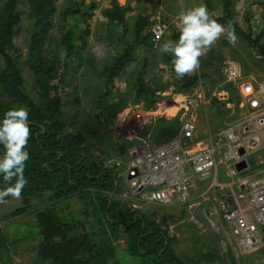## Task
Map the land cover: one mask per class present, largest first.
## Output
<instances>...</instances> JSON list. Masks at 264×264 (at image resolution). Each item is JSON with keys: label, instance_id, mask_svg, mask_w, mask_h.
<instances>
[{"label": "rangeland", "instance_id": "obj_1", "mask_svg": "<svg viewBox=\"0 0 264 264\" xmlns=\"http://www.w3.org/2000/svg\"><path fill=\"white\" fill-rule=\"evenodd\" d=\"M7 1L9 0H4L2 3L4 4ZM55 1L56 13L52 19L53 24L48 34L50 43H48L47 47L50 50L56 49L60 44V28L63 20L67 21V26L77 25L76 22L71 20V17L63 18L62 16L71 1ZM117 1L122 7L129 6L131 9L126 15L129 31L128 36H125L124 39L121 38L124 31L122 26L110 23L104 15L105 10L112 7L113 0H78L85 10L82 22L76 27L80 38L82 36L81 40H79V45L82 47L84 45L81 57L82 60L86 59V62L92 59L96 66L93 64L89 67L87 63H83L84 66L78 69L79 64L75 62V68L70 73L71 80L61 92L62 100L65 104V109L62 110L64 119L69 124L72 123L71 125L76 126L80 132L88 135L87 140L93 146L92 154L95 158L105 159L109 165H112L113 160L116 158L124 160L128 155L129 142L131 141L126 140L125 135H131V131L132 134L134 131L136 132V127L141 128L144 124V119L149 113L156 114L159 111H163L164 107L178 110L182 106L183 100L181 99L189 95L192 100L195 101L196 99L193 114L197 117L199 123L198 136L202 140L207 138L209 134L218 133L225 123H231L243 117L244 113L240 111L239 104L238 107L235 104L228 103L226 106L223 105L231 97V93L225 89L228 83L224 82L223 78L220 79L223 68L228 62H236L240 64L243 73L246 75H252L264 80V60L254 44L250 43L235 29H228L224 25L225 32L199 58V67L193 72L187 73L189 78L198 77L197 86H187L182 80L183 77L177 78L173 70V64L168 65L165 62L166 54L160 51L157 52V50H153V52L146 46H138L133 49L132 60L126 65L121 74L117 76L111 91L104 99H101V93L105 92L104 80L107 73L105 69L107 66H112L115 59L127 49L128 44L125 41H130L135 22L140 17H146L151 20L156 19L160 15V9L164 8L165 3L168 4L169 0ZM175 1L176 3L177 1L179 2L183 11L203 3L206 5L211 17L221 18L225 14L224 3H226V0ZM228 1L230 2L229 9L233 23H236L246 33L251 29L253 38H256L264 27V9L259 1ZM92 4L96 5L93 10L90 9ZM15 5L16 9L21 13V22L20 34L15 37L14 42L16 48L20 50L22 59H26L28 46L30 45L29 40L34 30L33 18L30 16L31 11L28 0H16ZM172 6L168 5L167 9L165 8L167 14L162 16L163 19L167 18L171 24V28L165 37H171L175 32H179L178 20H176L179 13L175 14V16H170V12H167L168 9L172 11ZM229 33L234 34L236 37L234 44L229 43ZM62 57L63 55H61V59ZM210 59L211 64H207ZM4 68V62L0 57V74H4ZM141 71L145 73L143 80H140ZM22 74L24 77L22 89L28 95L37 97L39 98L38 101L42 102L43 99L36 90L30 71L23 68ZM140 81H143V84ZM157 92L160 95L162 94L163 97L156 98L159 97ZM194 94H196V98H193L192 95ZM200 95L201 98L198 97ZM236 95L238 97L237 91ZM161 100L163 102L162 107L160 106ZM177 100H181V105L177 103ZM157 101L159 108L155 106ZM216 101L218 104H216ZM171 103L174 106L169 107ZM175 105H180V107L174 109ZM157 109L158 111H156ZM218 109L226 111L223 117H219ZM165 112L164 118L158 115L151 120V126L146 130L145 139L159 142L160 139L170 138L179 131V122H174L175 120L167 118H172V116L167 113L166 109ZM131 117H135V120L133 118L131 120ZM140 117L142 118L140 119ZM115 121H117L116 126L118 125V127L114 126ZM162 123H166L165 133V130L160 126ZM90 125H93V130L89 127L88 131L86 126ZM128 126H131V128L125 130ZM115 128H118V131H122L124 136L117 135ZM263 152L251 153L247 158L252 169L257 165V161H264ZM118 183L120 186L119 190L124 189V178L120 177ZM111 197V200L117 199L119 202L126 203L131 212L144 213L150 218H152L153 213H157V222L162 221V217H160L162 211L175 214L176 221L169 222V233L171 236L177 237L178 243L175 245V250L178 257L183 261L197 260L196 246L204 244L207 247L205 249L202 248L201 252L207 253L210 250L217 257L215 261L204 264H264V240L258 250L242 254L237 249H233L235 243L231 244V239L229 241L223 239L211 230L201 231L199 226L192 222L190 211L186 212L185 218L181 219L180 211H175V209H162L145 205L141 206V208H136L133 204L130 205V203L125 202L120 193ZM61 205L66 209L65 216H68L66 217L67 220L85 222L87 223L86 227L93 231L100 229V226L92 216V207L79 198L73 197L70 201ZM25 206L22 196L18 199L7 197L3 203H0V233L2 232L6 239L4 244L0 245L2 251L0 257H6V248H9V257L15 264H33V252L40 243L39 235L35 236L38 233L36 213L32 211L16 214L18 209ZM30 206L32 208H42L39 199H33ZM195 218L201 221L199 215H196ZM122 238L121 236V241H123ZM121 241L116 244L120 264H140L129 253L125 252L123 249L124 243ZM5 243H7L6 247ZM0 264H2L1 259Z\"/></svg>", "mask_w": 264, "mask_h": 264}, {"label": "trees", "instance_id": "obj_2", "mask_svg": "<svg viewBox=\"0 0 264 264\" xmlns=\"http://www.w3.org/2000/svg\"><path fill=\"white\" fill-rule=\"evenodd\" d=\"M3 1L0 0V57L4 62L5 72L0 74V118H3L9 109L16 107H23L28 111L30 136L26 149L30 158L26 161L24 169V177L28 182L21 193L26 206L18 209L16 214L32 211L36 213L38 233L35 236L39 235L40 243L33 252V264H120L116 244L120 243L121 236L125 252L140 264H204L215 261L217 257L213 252L200 251L199 247H207L204 244L196 246L197 260L183 261L178 257L175 250L177 237L169 233V222L176 221L175 214L162 211V221L157 222V213H153L150 218L144 213L131 212L124 202L111 200L112 194L119 193L113 170L105 159L93 156V146L87 140L88 135L64 119L62 110L65 109V104L61 92L71 80L70 73L75 68V62L79 64L78 69L84 66L83 63H87L89 67L95 65L92 59L86 62V59L82 60L81 57L84 45H79L82 36L80 38L76 27L82 22L85 10L78 0H70V5L62 14L63 18L71 17L77 25L67 26V21L63 20L60 44L51 50L47 47L50 43L48 34L56 13V1L28 0L34 30L29 40L26 59H22L14 42L15 37L20 34L21 22V13L15 5L16 0H9L4 4ZM224 4V16L212 18L228 29H235L254 44L264 60V27L259 35L253 38L251 29L246 33L233 23L230 2L226 0ZM95 6L92 4L90 9L93 10ZM130 11L129 7H122L117 0H113L112 7L104 12L110 23L122 26V39L128 36L126 15ZM151 25L152 22L146 17H140L135 22L130 41H125L128 44L127 49L115 59L112 66L105 69V92L101 93V99L111 91L117 76L132 60L134 48L146 46L151 51L156 50L152 43ZM179 34L175 32L171 37H164L160 46L165 41L178 40ZM158 51L162 52L160 47ZM164 54L165 62L171 65L173 56L170 53ZM207 64H211V59ZM23 68L33 76L42 102L22 89ZM141 72L140 80H143L145 73ZM187 75L184 74L182 78L186 85L197 86L198 77L189 78ZM222 78L221 76L220 79ZM140 83L143 84V81ZM225 89L231 93V97L223 105L228 103L238 107L240 99L235 89L230 84L226 85ZM225 113L226 111L218 109L219 117H223ZM86 127L88 131L89 127L93 130V125ZM164 130L165 133L166 129ZM4 186L3 180L0 179V187ZM73 197L92 207V216L100 229L93 231L86 227L85 222L67 220L66 209L61 204ZM33 199H39L42 208H32L30 205ZM179 214L183 219L186 211L183 210ZM5 240L1 232L0 245H3ZM6 245L7 243L5 247ZM6 249L7 258L0 257L2 264H15L9 257V248Z\"/></svg>", "mask_w": 264, "mask_h": 264}, {"label": "built area", "instance_id": "obj_3", "mask_svg": "<svg viewBox=\"0 0 264 264\" xmlns=\"http://www.w3.org/2000/svg\"><path fill=\"white\" fill-rule=\"evenodd\" d=\"M258 1L264 9V0ZM159 14L150 27L156 50L171 28ZM222 76L237 91L243 117L202 140L193 114L196 99L189 95L181 99V108L187 106L188 111L173 119L179 122L175 137L162 143L145 139L149 123L136 141L129 142L127 157L114 159L110 168L116 186L124 178L121 196L130 205L186 209L192 211L191 216L200 211L203 221L194 216L192 221L201 231L231 239L233 249L245 254L258 250L264 240V161H257L252 169L247 159L251 153L264 151V80L246 75L236 62L225 64ZM181 100H177L180 105ZM242 163L247 166L239 170Z\"/></svg>", "mask_w": 264, "mask_h": 264}, {"label": "clouds", "instance_id": "obj_4", "mask_svg": "<svg viewBox=\"0 0 264 264\" xmlns=\"http://www.w3.org/2000/svg\"><path fill=\"white\" fill-rule=\"evenodd\" d=\"M177 26L180 33L178 40L165 41L160 48L173 56V70L177 78H181L199 67V58L225 32V28L211 17L203 3L181 11ZM228 39L231 44L236 41L232 33H229ZM29 136L28 111L25 108L9 109L0 118V179L5 185L0 187V203L9 196L18 199L28 182L24 169L30 158L26 149Z\"/></svg>", "mask_w": 264, "mask_h": 264}, {"label": "crops", "instance_id": "obj_5", "mask_svg": "<svg viewBox=\"0 0 264 264\" xmlns=\"http://www.w3.org/2000/svg\"><path fill=\"white\" fill-rule=\"evenodd\" d=\"M180 1V0H179ZM166 2V1H165ZM164 2V3H165ZM175 3V4H174ZM168 5H173L172 6V8H171V10L172 11H169V9L167 10V12L169 13V15L170 16H175V14H177V13H180L181 11H183L182 10V8H180V5H179V2L177 1V3H176V1L175 0H169L168 1V4H166L165 3V7L164 8H162V9H160V13H161V15L162 16H165L167 13H166V9H167V7H168ZM122 6V5H121ZM164 6V5H163ZM129 7V6H128ZM166 8V9H165ZM159 10V9H158ZM174 12V13H173ZM173 14V15H172ZM167 19V18H166ZM151 22H152V20L151 19H149ZM156 93V92H155ZM158 93V92H157ZM157 98V97H156ZM177 104V103H176ZM177 105H175V107H176ZM133 119L135 118V117H132ZM142 117H140V119H141ZM135 120V119H134ZM166 123L164 124V123H162L160 126H161V128L162 129H165L166 128ZM143 126V125H142ZM131 133H132V131H131ZM168 140H170L169 138H166V139H160V143H162V142H166V141H168ZM222 180H224V181H227L228 179H226L225 177L224 178H222ZM207 183H204V184H202V186H204V185H206ZM117 188V190L119 191V193L120 194H122L123 193V190L124 189H122V190H119V188H120V186L118 185V186H116ZM112 195H114V194H112ZM111 195V196H112ZM183 210H185L186 212H188L186 209H183ZM183 210H175V211H180V213L183 211ZM191 213V215H192V211L190 212ZM196 215H199L200 217H201V221H203V216H202V214H201V212L200 211H196L195 213H194V220H197L195 217H196ZM193 216H191V220H192V217ZM200 221V220H199ZM193 222V221H192ZM194 223V222H193Z\"/></svg>", "mask_w": 264, "mask_h": 264}, {"label": "bare ground", "instance_id": "obj_6", "mask_svg": "<svg viewBox=\"0 0 264 264\" xmlns=\"http://www.w3.org/2000/svg\"><path fill=\"white\" fill-rule=\"evenodd\" d=\"M186 107L187 106H185L183 108H179L178 110H172V109H170L168 107H164V108L166 109V111H167L168 114H171L172 119H174L175 117H179L181 114L186 113V110H187ZM165 109L163 111L157 112L156 114L149 113L146 116V118L144 119L145 121H144V124H143V126L141 128L136 127L135 128V130L137 129L136 132L134 131V133L133 134L131 133V135H128V134L125 135L126 136V140H128V141H130V140L131 141H136L137 140V137H139L140 133L144 130V127L146 128V125L149 124L151 122V120H153L154 118H156V116H158V115H161V116L164 115ZM131 120H132V117H131ZM122 134H123V132H122Z\"/></svg>", "mask_w": 264, "mask_h": 264}, {"label": "flooded vegetation", "instance_id": "obj_7", "mask_svg": "<svg viewBox=\"0 0 264 264\" xmlns=\"http://www.w3.org/2000/svg\"><path fill=\"white\" fill-rule=\"evenodd\" d=\"M162 104H163V102H162V100H161V105H160L161 107H162ZM156 105H159L158 101H157ZM116 122H117V121H115L114 126H116ZM116 127H118V125H117ZM130 128H131V126H128V127L125 128V130H127V129L129 130ZM115 130H116L115 133H117V135H119V136L123 135L122 132H121L120 130L118 131V128H115ZM123 136H124V135H123ZM125 137H126V136H125Z\"/></svg>", "mask_w": 264, "mask_h": 264}, {"label": "water", "instance_id": "obj_8", "mask_svg": "<svg viewBox=\"0 0 264 264\" xmlns=\"http://www.w3.org/2000/svg\"><path fill=\"white\" fill-rule=\"evenodd\" d=\"M241 152L244 153L243 150H242ZM246 166H247L246 163H242V164H240V165L238 166V169H239V170H242V169L246 168ZM200 251H202V248H200Z\"/></svg>", "mask_w": 264, "mask_h": 264}]
</instances>
